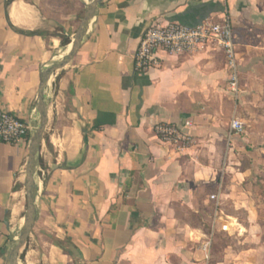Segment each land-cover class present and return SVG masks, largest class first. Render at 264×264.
Returning a JSON list of instances; mask_svg holds the SVG:
<instances>
[{
    "label": "crops",
    "instance_id": "crops-1",
    "mask_svg": "<svg viewBox=\"0 0 264 264\" xmlns=\"http://www.w3.org/2000/svg\"><path fill=\"white\" fill-rule=\"evenodd\" d=\"M91 1L0 0V113L32 134L41 74L66 56ZM225 18L239 73L240 34L263 20L264 0H100L80 49L45 88L35 224L18 264H264V206L224 185L227 168L219 170L230 159L226 138L239 136H229L231 100L240 122L242 109L240 79L235 99L223 53L206 45L179 58L160 54V68L146 73L134 69L152 23L195 27ZM187 122L192 143L185 148L154 132L158 124ZM28 147L0 142V264H8L24 217ZM211 195L219 213L205 262L200 248L213 225ZM227 199L243 220L224 211ZM220 235L236 242L214 252Z\"/></svg>",
    "mask_w": 264,
    "mask_h": 264
},
{
    "label": "built area",
    "instance_id": "built-area-1",
    "mask_svg": "<svg viewBox=\"0 0 264 264\" xmlns=\"http://www.w3.org/2000/svg\"><path fill=\"white\" fill-rule=\"evenodd\" d=\"M234 41L233 29L227 18L220 22L205 20L195 27L172 23H152L143 32L139 40L134 55V69L138 73H146L152 69L160 68L162 61L160 54L179 58L192 55L206 45H214L223 53L225 65L229 71V92L237 99L239 95V73ZM188 127H190L188 122L185 123L184 127L158 124L154 128V132L160 142L185 148L192 143V137L184 131ZM229 130V136L239 135L243 132V124L238 119L232 118ZM32 135L26 123L10 113H0V142L10 145L22 141L29 142ZM210 200L215 202L213 225L200 248L205 262H208L210 258L214 225L218 220L219 213L218 196L211 195ZM220 229L223 232H229L228 225H221Z\"/></svg>",
    "mask_w": 264,
    "mask_h": 264
},
{
    "label": "rangeland",
    "instance_id": "rangeland-1",
    "mask_svg": "<svg viewBox=\"0 0 264 264\" xmlns=\"http://www.w3.org/2000/svg\"><path fill=\"white\" fill-rule=\"evenodd\" d=\"M254 23L255 21L252 20L250 31L252 34H240L239 39L241 49L238 52L242 54V61H239L238 103L242 105V109H238V116L243 123V132L234 139L226 138L227 143L230 144V159L226 163L219 164V170L225 166L227 168L224 185L236 186L238 190L246 191L249 199L253 202L258 201L264 206V18L257 19L256 24ZM245 46L250 48L245 49ZM235 104L236 101L232 99L227 121L235 117ZM239 173L243 174V178L234 181L233 176ZM240 180L241 184H239ZM231 202L229 199L224 201L222 205L224 211L243 220V212H235ZM25 210L26 206H23L22 217ZM23 225L24 222L17 229V241ZM235 242L234 236L220 235L214 245V252L221 251L226 244L234 245Z\"/></svg>",
    "mask_w": 264,
    "mask_h": 264
},
{
    "label": "water",
    "instance_id": "water-1",
    "mask_svg": "<svg viewBox=\"0 0 264 264\" xmlns=\"http://www.w3.org/2000/svg\"><path fill=\"white\" fill-rule=\"evenodd\" d=\"M99 2L100 0H92L86 6L83 17L79 23L74 39L70 44V48L66 56L61 61L52 65L50 68H48L41 74L37 92L38 126L29 141L28 159L25 167L24 191L26 200V210L23 217L24 225L21 230L19 239L9 255L8 264H18L19 255L21 254L26 243L28 242V239L32 233L35 224L34 175L37 164L39 146L44 138L46 127L48 124V112L44 99L45 88L51 78L56 73L63 70L70 64L71 60L80 49L85 37L86 28L90 20L93 18Z\"/></svg>",
    "mask_w": 264,
    "mask_h": 264
},
{
    "label": "bare ground",
    "instance_id": "bare-ground-1",
    "mask_svg": "<svg viewBox=\"0 0 264 264\" xmlns=\"http://www.w3.org/2000/svg\"><path fill=\"white\" fill-rule=\"evenodd\" d=\"M61 74V73H60ZM61 76V75H60ZM56 78V77H55ZM46 133V132H45ZM40 149V148H39ZM25 195V194H24ZM23 223V219L20 221V224H22ZM30 259V258H29ZM35 263V262H34Z\"/></svg>",
    "mask_w": 264,
    "mask_h": 264
},
{
    "label": "trees",
    "instance_id": "trees-1",
    "mask_svg": "<svg viewBox=\"0 0 264 264\" xmlns=\"http://www.w3.org/2000/svg\"><path fill=\"white\" fill-rule=\"evenodd\" d=\"M23 256V255H22Z\"/></svg>",
    "mask_w": 264,
    "mask_h": 264
}]
</instances>
